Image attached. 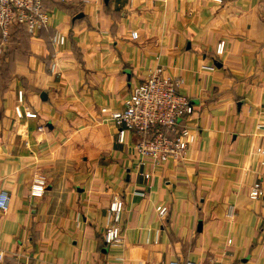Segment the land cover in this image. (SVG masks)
<instances>
[{"label": "crops", "instance_id": "0c3cea01", "mask_svg": "<svg viewBox=\"0 0 264 264\" xmlns=\"http://www.w3.org/2000/svg\"><path fill=\"white\" fill-rule=\"evenodd\" d=\"M45 2L50 26L0 37V251L29 264H264V195L249 197L264 186V0ZM159 67L195 113L185 158L145 167L111 113ZM115 196L123 243L109 246Z\"/></svg>", "mask_w": 264, "mask_h": 264}, {"label": "built area", "instance_id": "2783aa9c", "mask_svg": "<svg viewBox=\"0 0 264 264\" xmlns=\"http://www.w3.org/2000/svg\"><path fill=\"white\" fill-rule=\"evenodd\" d=\"M67 1V0H61ZM51 13L43 0H0V37L4 42L11 38L10 29L14 24L26 27L34 34L43 27L51 25ZM137 38L138 33L133 32ZM54 44L61 45L65 37L60 33L52 38ZM226 43L221 41L217 46V53L225 52ZM183 79L178 76L164 74L159 67L152 70L145 80L136 84L124 103V108L111 113L112 119L121 125L119 140L122 141L127 131L137 138L135 148L139 163L157 166L168 160H183L188 150V142L184 137L189 134L182 121L195 113L194 106L188 95L181 92ZM192 140V137H191ZM46 182L43 178H36L31 191L35 196L45 192ZM264 195V186L254 183L249 189V197L253 201H260ZM10 205V195L6 191L0 192V209L7 211ZM124 201L115 196L109 206L107 227L103 233L105 242L109 246L123 243L122 213ZM167 207L159 210V215L165 217ZM232 215V209L230 216ZM0 261L3 264H29L27 260L17 255H7L0 251ZM106 264H132L125 259H112ZM169 264H219L215 259L206 262L193 259H174Z\"/></svg>", "mask_w": 264, "mask_h": 264}, {"label": "trees", "instance_id": "16d2710c", "mask_svg": "<svg viewBox=\"0 0 264 264\" xmlns=\"http://www.w3.org/2000/svg\"><path fill=\"white\" fill-rule=\"evenodd\" d=\"M67 1H69V0H67ZM43 2L45 3L47 9L49 10V7H48L47 3L45 2V0H43ZM62 2H66V1H62ZM18 25H20V24H18Z\"/></svg>", "mask_w": 264, "mask_h": 264}]
</instances>
